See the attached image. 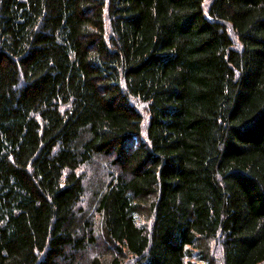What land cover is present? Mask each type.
<instances>
[{"label":"trees","instance_id":"16d2710c","mask_svg":"<svg viewBox=\"0 0 264 264\" xmlns=\"http://www.w3.org/2000/svg\"><path fill=\"white\" fill-rule=\"evenodd\" d=\"M0 264H264V0H0Z\"/></svg>","mask_w":264,"mask_h":264},{"label":"rangeland","instance_id":"374dc122","mask_svg":"<svg viewBox=\"0 0 264 264\" xmlns=\"http://www.w3.org/2000/svg\"><path fill=\"white\" fill-rule=\"evenodd\" d=\"M142 218H139V224H142V225H145L146 224V221H144V220H141Z\"/></svg>","mask_w":264,"mask_h":264}]
</instances>
